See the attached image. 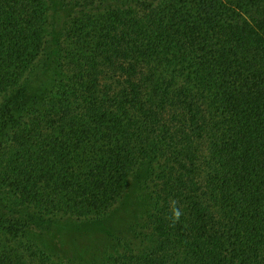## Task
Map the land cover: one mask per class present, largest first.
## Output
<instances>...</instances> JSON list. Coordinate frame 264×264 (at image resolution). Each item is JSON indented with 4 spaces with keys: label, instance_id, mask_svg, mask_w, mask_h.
<instances>
[{
    "label": "trees",
    "instance_id": "trees-1",
    "mask_svg": "<svg viewBox=\"0 0 264 264\" xmlns=\"http://www.w3.org/2000/svg\"><path fill=\"white\" fill-rule=\"evenodd\" d=\"M143 173L100 264H264V0H0V194L33 215L0 209V264H87L29 229L102 225Z\"/></svg>",
    "mask_w": 264,
    "mask_h": 264
},
{
    "label": "rangeland",
    "instance_id": "rangeland-1",
    "mask_svg": "<svg viewBox=\"0 0 264 264\" xmlns=\"http://www.w3.org/2000/svg\"><path fill=\"white\" fill-rule=\"evenodd\" d=\"M51 82L52 80L45 82L43 86L38 88V92L44 94L45 90L50 87ZM28 107L26 106L25 109L21 110V114L25 113ZM0 199V209L3 210L2 214L6 218L15 217L14 219H20L21 221L32 220L33 215L31 212L23 211V209L17 207L8 208V205H12V200L8 196L0 194ZM149 207L146 174L143 173L134 182L125 206L107 217L102 225H99V222L90 225L89 222L82 224L83 221L64 220L47 226L46 229H41L37 224H33L29 229L27 238L41 246L49 254L62 251L66 255L65 258L70 259L72 262L83 261L87 264H100L104 257L113 250L115 239L128 233L139 222ZM8 221L5 220V222ZM3 239L1 245L11 248L10 239L6 237H3ZM30 264L35 263L32 261Z\"/></svg>",
    "mask_w": 264,
    "mask_h": 264
},
{
    "label": "clouds",
    "instance_id": "clouds-1",
    "mask_svg": "<svg viewBox=\"0 0 264 264\" xmlns=\"http://www.w3.org/2000/svg\"><path fill=\"white\" fill-rule=\"evenodd\" d=\"M174 216H175L176 219H179V216H180L179 211H176V212L174 213Z\"/></svg>",
    "mask_w": 264,
    "mask_h": 264
}]
</instances>
